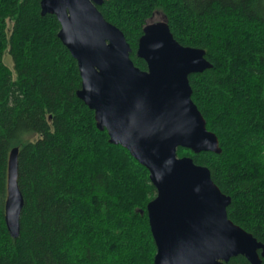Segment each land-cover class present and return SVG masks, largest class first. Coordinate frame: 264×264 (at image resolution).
Listing matches in <instances>:
<instances>
[{"label":"trees","instance_id":"obj_1","mask_svg":"<svg viewBox=\"0 0 264 264\" xmlns=\"http://www.w3.org/2000/svg\"><path fill=\"white\" fill-rule=\"evenodd\" d=\"M99 9L143 69L138 42L157 11L179 42L205 49L213 66L190 75L192 98L221 152L178 154L210 168L232 197L229 217L264 243V0H104ZM60 28L40 0H0V264H155L150 171L110 142L77 95L82 77ZM15 146L25 198L17 237L5 219Z\"/></svg>","mask_w":264,"mask_h":264},{"label":"water","instance_id":"obj_2","mask_svg":"<svg viewBox=\"0 0 264 264\" xmlns=\"http://www.w3.org/2000/svg\"><path fill=\"white\" fill-rule=\"evenodd\" d=\"M42 14H55L59 38L78 62L79 98L95 111L99 129L150 171L156 196L147 204L157 251L155 264H227L244 255L263 264L264 243L228 215L231 195L213 180L194 153L221 152L218 135L192 98L190 75L213 64L204 48L183 45L167 18L148 22L136 54L123 30L105 18L104 0H40ZM19 147L10 153L5 219L20 234L25 198L19 184Z\"/></svg>","mask_w":264,"mask_h":264},{"label":"rangeland","instance_id":"obj_3","mask_svg":"<svg viewBox=\"0 0 264 264\" xmlns=\"http://www.w3.org/2000/svg\"><path fill=\"white\" fill-rule=\"evenodd\" d=\"M164 19H165V17H164V15H163V13L160 12V11H157V12L154 14V16L149 20V22L162 21V20H164ZM5 61H6L10 66L13 65V59H12L11 55L9 54V52H7V53L5 54Z\"/></svg>","mask_w":264,"mask_h":264}]
</instances>
